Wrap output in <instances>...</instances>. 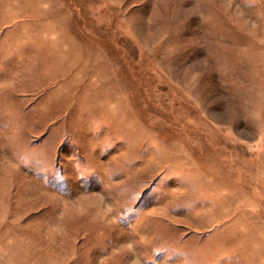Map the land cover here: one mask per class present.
Returning a JSON list of instances; mask_svg holds the SVG:
<instances>
[{
  "label": "rangeland",
  "instance_id": "obj_1",
  "mask_svg": "<svg viewBox=\"0 0 264 264\" xmlns=\"http://www.w3.org/2000/svg\"><path fill=\"white\" fill-rule=\"evenodd\" d=\"M0 264H264V0H0Z\"/></svg>",
  "mask_w": 264,
  "mask_h": 264
},
{
  "label": "crops",
  "instance_id": "obj_2",
  "mask_svg": "<svg viewBox=\"0 0 264 264\" xmlns=\"http://www.w3.org/2000/svg\"><path fill=\"white\" fill-rule=\"evenodd\" d=\"M0 61L2 62V43L0 44Z\"/></svg>",
  "mask_w": 264,
  "mask_h": 264
}]
</instances>
